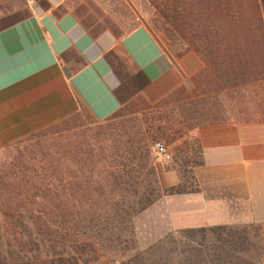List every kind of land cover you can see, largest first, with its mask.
Returning a JSON list of instances; mask_svg holds the SVG:
<instances>
[{"label": "trees", "instance_id": "1", "mask_svg": "<svg viewBox=\"0 0 264 264\" xmlns=\"http://www.w3.org/2000/svg\"><path fill=\"white\" fill-rule=\"evenodd\" d=\"M42 1V7L51 10ZM149 1L156 11L153 28L165 33L171 49L176 44L184 47L175 56L182 58L194 52L204 63V69L192 79L193 90L180 87L153 107L127 104L123 93L126 75L116 69L120 55L111 52L109 59L123 85L117 91L122 105L115 113L100 123L82 107L69 119L74 122L70 130L78 136L64 153L38 155L26 147L20 149L23 141L4 147L0 159V264H42V257L50 256L49 250L57 247L66 248L68 257L73 253L96 254L95 237L110 231L123 234L133 216L163 197L199 193L194 170L203 164V156L197 136V161L180 166L173 157L174 165L167 170L175 172L179 182L167 188L159 183L153 141L160 137L170 145L180 136L181 131L170 124L176 123L178 111L185 105L174 106L191 102L179 114H185L186 122L195 123L187 128L195 135L208 124L264 121L234 115L240 105H257V110L264 106V0ZM70 3L54 10L55 15L65 14ZM132 30L114 35L121 39ZM225 94L237 98L226 102L222 98ZM168 107L173 108L167 111ZM225 107L227 114L221 112ZM148 110L155 116L145 120L142 112ZM83 114L90 115L95 126L81 122ZM81 169L89 172L88 177ZM84 197L87 199L82 203ZM232 229L238 228L186 229L179 233L188 241L195 234L204 241L216 236L210 244L216 245L217 255L226 254L229 264L242 263L249 250L242 244L237 248L238 238Z\"/></svg>", "mask_w": 264, "mask_h": 264}, {"label": "crops", "instance_id": "2", "mask_svg": "<svg viewBox=\"0 0 264 264\" xmlns=\"http://www.w3.org/2000/svg\"><path fill=\"white\" fill-rule=\"evenodd\" d=\"M38 2L25 18L0 29V142L13 144L77 114L105 121L122 105L111 52L125 55L143 80L140 94L157 102L180 87L191 91L203 70L195 53L175 58L163 36L142 23L118 39L93 36L68 9L71 0ZM37 4V5H36ZM203 164L194 170L200 192L161 198L143 213L168 231L264 228V121L208 124L196 131ZM161 187L179 182L157 166Z\"/></svg>", "mask_w": 264, "mask_h": 264}, {"label": "rangeland", "instance_id": "3", "mask_svg": "<svg viewBox=\"0 0 264 264\" xmlns=\"http://www.w3.org/2000/svg\"><path fill=\"white\" fill-rule=\"evenodd\" d=\"M34 1L43 7L45 6L42 0H0V29L28 16L35 5ZM69 7L81 18L87 27L98 35L105 32H110L113 35L115 32L116 35H120L145 23L156 34L164 37L169 52L175 58H177L175 52H179L184 48L176 44L171 49L165 33L153 28L152 23L156 19V11L149 0H71ZM116 69L120 74L126 75V84L122 86L125 87L123 93L127 104L135 105V107L137 105H149L153 107L167 98L165 97L160 101L151 103L140 94L144 85L143 80L125 55H120V61L116 63ZM222 98L227 102L233 101L237 97L232 95V98H229L225 94ZM181 105H185L183 109H186L191 105V102H184L174 107H180ZM256 106L240 105V108L236 109L237 112L234 115H237L238 117L236 118L239 119L251 117L264 118V106L259 110L255 109ZM172 108L168 107L166 110L169 111ZM183 109L181 108L179 111L181 112ZM226 109L225 107L221 112L227 114ZM179 111L176 123L173 122L170 124L171 126L174 125L176 130L181 131L176 142L169 145L160 137H156L153 141L154 144H164L172 156L170 162L164 163L156 157L152 148L156 170L158 165H163L165 169H167V166L174 165L173 157L178 158L180 161H178V165L180 166H187L186 163L188 162L190 166L197 161L195 159L197 153L194 146L196 135L195 132H189L187 130V128L190 129L191 126L193 127L195 123L193 121L186 122L185 114L184 116L180 115ZM153 113L155 112L148 110L142 112L143 116H139L146 120L151 116H155ZM80 118L81 122H84L89 127L95 126L90 115L83 114ZM69 119L70 117L31 134L21 140L24 143L22 142L23 145L19 146V148L26 147L28 152H33L38 155L41 153H49L50 151H56L54 154L58 152L64 153L66 147L78 136L75 134L76 131L70 130L74 122ZM99 122L102 123L103 121ZM18 142L9 145H4L0 142V159L4 147L12 146ZM97 148L99 149L101 147L97 146ZM81 172L86 173L88 177L89 172L85 169H81ZM102 177H105V174ZM86 199V197L82 198V203L86 202ZM144 212L145 210L133 216L131 222L126 226L127 230L123 234H120L118 231H110L104 232L100 238L94 236L98 251L96 254L90 253L89 255L83 256L70 252L73 254L68 257L65 256L67 255L66 248L62 250L57 247L49 250L50 256L42 257V264H229L226 262V254L217 255L215 251L216 245L213 244L214 247L210 244L214 242L213 240L216 236H208L209 238L204 241L200 234H195L192 240L188 241L181 238V234L179 233L181 230L168 231L163 226L165 224L160 222L156 223L155 218H143L144 216L141 215ZM232 230L238 238L236 242L239 243L237 245L239 247L237 248H241L242 246L240 244H242L243 247L249 250L248 255H244L243 260L246 261L242 263L238 262L237 264H264V228L255 226L252 228ZM222 235L226 237L227 233ZM83 239L87 241L86 237H83ZM251 244L253 246H250ZM75 259L79 260L76 262ZM16 264L40 263H24L20 261Z\"/></svg>", "mask_w": 264, "mask_h": 264}, {"label": "built area", "instance_id": "4", "mask_svg": "<svg viewBox=\"0 0 264 264\" xmlns=\"http://www.w3.org/2000/svg\"><path fill=\"white\" fill-rule=\"evenodd\" d=\"M153 150H154V152H155L156 157H157L160 161H162V162H164V163H168V162L171 161L172 156H171V154L168 152V150H167V148H166V146H165L164 144H162V143H155V144L153 145Z\"/></svg>", "mask_w": 264, "mask_h": 264}]
</instances>
